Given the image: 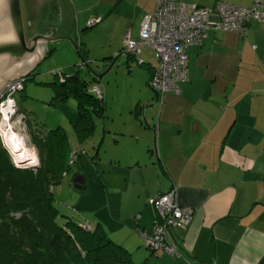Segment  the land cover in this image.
Here are the masks:
<instances>
[{
	"label": "crops",
	"instance_id": "crops-1",
	"mask_svg": "<svg viewBox=\"0 0 264 264\" xmlns=\"http://www.w3.org/2000/svg\"><path fill=\"white\" fill-rule=\"evenodd\" d=\"M68 1L79 21L108 20L131 40L155 9V0ZM176 1L207 9L218 2L252 5V0ZM143 48L135 61L146 71V85L154 67L141 58ZM186 55L187 79L178 82L179 93H164L159 105L152 92L142 104L121 109L156 159L155 180L150 185L142 177V192L136 194L131 241L135 251L139 244L146 248L139 231H152L148 199L173 189L176 203L191 210L188 225L170 231L181 256L138 250L148 264H264V22L250 21L244 38L210 30Z\"/></svg>",
	"mask_w": 264,
	"mask_h": 264
},
{
	"label": "rangeland",
	"instance_id": "rangeland-1",
	"mask_svg": "<svg viewBox=\"0 0 264 264\" xmlns=\"http://www.w3.org/2000/svg\"><path fill=\"white\" fill-rule=\"evenodd\" d=\"M73 13L72 30H63L66 38L43 41L46 45L44 53L25 73L24 84L11 97L15 103L14 117L10 122L4 120L7 130L0 132V140L15 166H37L36 153L26 128L44 134L61 127L67 137L69 154L75 152L77 156L71 161V173L62 176L52 188L58 214L74 222H86L92 227L98 222L111 240L130 253L135 264H148L139 252L143 249L140 244L139 251H135L129 222H133L137 214L133 210L138 204L136 194L142 192V177L143 183L150 185L156 178L152 175L156 159L155 155L150 159L139 130L134 128L138 125L129 124V116L122 111L129 106L133 108L137 101L142 104L152 91L143 81L146 71L137 65L135 58L123 54V35L118 28L112 30L108 20L104 24L98 21L91 28H86V20L79 21L76 12ZM142 47L145 48L141 58L155 68L158 63L154 51L147 46ZM135 57L138 58V55ZM60 72L64 76L78 72L85 80L95 77L93 86L98 88L105 103L104 118L95 120L93 133L83 138L77 136L73 127L77 120L75 102L68 99L61 104H49L52 97L49 84L57 79L54 74ZM93 95L96 96V93ZM153 109L156 110L155 107ZM8 128L17 134L19 142L31 153L33 163L16 158L6 140ZM148 137L145 140L148 141ZM135 162H138L139 168L135 167ZM157 175L161 177L160 172ZM76 177L84 181L86 190H74L73 180Z\"/></svg>",
	"mask_w": 264,
	"mask_h": 264
},
{
	"label": "trees",
	"instance_id": "trees-1",
	"mask_svg": "<svg viewBox=\"0 0 264 264\" xmlns=\"http://www.w3.org/2000/svg\"><path fill=\"white\" fill-rule=\"evenodd\" d=\"M91 22L85 23L86 28L97 23ZM54 76L57 79L49 84L52 91L49 104L72 99L77 110L73 126L77 136L92 134L94 121L104 118L105 112L102 96L93 95L95 77L85 80L78 72ZM26 130L37 157L35 167L15 166L0 140V264H135L130 253L111 240L99 223L92 227L58 214L52 188L62 176L71 173L69 158L72 154L77 156L75 152L69 154L64 130L59 126L44 134L30 127ZM73 188L86 190L84 181ZM172 229L168 242L181 256L179 246L170 241Z\"/></svg>",
	"mask_w": 264,
	"mask_h": 264
},
{
	"label": "built area",
	"instance_id": "built-area-1",
	"mask_svg": "<svg viewBox=\"0 0 264 264\" xmlns=\"http://www.w3.org/2000/svg\"><path fill=\"white\" fill-rule=\"evenodd\" d=\"M252 20L264 22L260 0H252V5L247 8L218 2L211 9L176 0H155L154 11L146 14L140 23L138 39L131 40L126 34L122 41L123 50L134 57L142 46L154 51L158 65L152 69L146 84L157 95L161 105L163 94L179 93L178 82L187 79L188 47L199 46L210 30L232 32L244 38L247 25ZM86 24L91 25L92 22ZM22 84L21 77L14 78L0 89V132L7 130L3 125L4 118L14 114L15 103L11 97L21 89ZM92 90L98 97L101 96L98 88L93 86ZM73 158L72 154L69 159ZM148 204L154 210V220L150 234L139 231L143 246L152 250L163 249L179 256L168 242V232L171 228L186 227L191 210L176 203L174 190L149 198Z\"/></svg>",
	"mask_w": 264,
	"mask_h": 264
},
{
	"label": "water",
	"instance_id": "water-1",
	"mask_svg": "<svg viewBox=\"0 0 264 264\" xmlns=\"http://www.w3.org/2000/svg\"><path fill=\"white\" fill-rule=\"evenodd\" d=\"M72 25L68 0H0V87L25 76L40 58L43 41L66 38L63 30ZM81 183L76 177L73 187Z\"/></svg>",
	"mask_w": 264,
	"mask_h": 264
},
{
	"label": "bare ground",
	"instance_id": "bare-ground-1",
	"mask_svg": "<svg viewBox=\"0 0 264 264\" xmlns=\"http://www.w3.org/2000/svg\"><path fill=\"white\" fill-rule=\"evenodd\" d=\"M6 117L10 118V116H6ZM6 117L4 118V120H8V122H10L9 121L10 119L8 118L6 119ZM8 129H9V132H8L9 134L7 135V137L6 136L5 137H6V140L9 146L13 149L12 152L16 155V158L23 160V161L27 160L29 161L30 164L33 163V157L31 153H29L27 149L23 147V144L21 143V141L19 142V137L17 136V134H14L11 128H8Z\"/></svg>",
	"mask_w": 264,
	"mask_h": 264
},
{
	"label": "flooded vegetation",
	"instance_id": "flooded-vegetation-1",
	"mask_svg": "<svg viewBox=\"0 0 264 264\" xmlns=\"http://www.w3.org/2000/svg\"><path fill=\"white\" fill-rule=\"evenodd\" d=\"M29 40V39H28Z\"/></svg>",
	"mask_w": 264,
	"mask_h": 264
}]
</instances>
